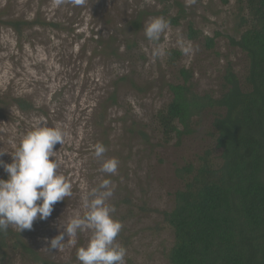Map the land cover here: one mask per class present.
<instances>
[{
    "label": "rangeland",
    "instance_id": "374dc122",
    "mask_svg": "<svg viewBox=\"0 0 264 264\" xmlns=\"http://www.w3.org/2000/svg\"><path fill=\"white\" fill-rule=\"evenodd\" d=\"M237 1L170 0L184 6L186 18L162 34L165 54L154 57L144 26L153 17H165L161 0H0V151L7 152L0 159L11 163L22 137L41 122L60 124L70 133L54 150L73 195L57 202L52 215L37 219L31 230L20 233L9 226L41 260L80 264L77 249L88 244L90 230L78 232L75 244L66 243V235L61 251L43 249L70 217L83 215V197L110 179L109 203L123 223L117 242L127 249L126 264H170L173 233L162 212L174 207V193L184 187L175 171L198 165L199 156L214 147L213 121L223 112L207 111L196 120L193 134L169 142L157 115L172 100L169 85L183 82L182 68L191 71L192 89L200 95L220 97L228 68L245 84L249 59L229 40L243 32ZM178 8L171 10L172 17ZM8 22L33 24L18 33ZM190 23L204 36L221 34L213 48L206 47L203 35L189 39ZM181 38L192 43L188 56L180 51ZM169 51L181 55L173 59ZM18 98L33 107L21 110L14 102ZM97 143L107 148L102 158L94 156ZM112 157L119 160L116 174L102 173L103 160ZM0 179H7L2 167ZM25 253L9 248L3 264H41Z\"/></svg>",
    "mask_w": 264,
    "mask_h": 264
},
{
    "label": "trees",
    "instance_id": "16d2710c",
    "mask_svg": "<svg viewBox=\"0 0 264 264\" xmlns=\"http://www.w3.org/2000/svg\"><path fill=\"white\" fill-rule=\"evenodd\" d=\"M162 14L170 25L178 27L186 18L178 2L161 0ZM238 39L229 38L249 59V70L242 85L231 68L225 72V91L220 97L197 94L190 83L192 73L180 70L183 82L170 84L172 100L157 115L167 142L180 140L194 132L197 119L210 110L223 112L213 121L215 144L199 156L198 165L186 164L176 169L184 183L174 193V207L162 212L173 233L168 252L170 264H264V0H238ZM179 7L178 15L171 10ZM141 19L133 21L140 27ZM15 31L33 23L8 22ZM54 25V24H52ZM188 37L195 41L203 35L188 25ZM214 38L204 36L206 47H214ZM170 58L181 55L169 51ZM114 99V97H112ZM23 111L33 106L24 99L14 101ZM219 152V155L217 153ZM21 234L8 228L0 233V264L6 250L12 248L41 260L26 247Z\"/></svg>",
    "mask_w": 264,
    "mask_h": 264
},
{
    "label": "clouds",
    "instance_id": "9594fccd",
    "mask_svg": "<svg viewBox=\"0 0 264 264\" xmlns=\"http://www.w3.org/2000/svg\"><path fill=\"white\" fill-rule=\"evenodd\" d=\"M80 3L81 0H73ZM170 27V21L163 16L151 18L144 26L147 40L154 45L153 56L165 54L159 43L162 34ZM182 55L193 52L190 41L178 40ZM66 127L45 122L37 124L21 139L12 162L0 159V167L7 173V179H0V233H6L9 226L21 232L31 230L37 219L47 220L57 202L71 197L72 182L60 172L55 146L64 145L69 136ZM107 148L102 143L94 145V156L102 158ZM7 152L0 151V157ZM119 160L115 157L104 159L100 171L114 175ZM114 190L110 179H104L83 197V215L77 213L69 218L60 234L52 238L50 247L43 250H63L66 243L75 244L78 232L91 231L86 246L77 249L80 264H126L127 249L117 242L123 223L115 218L116 207L109 203ZM61 228V226H60ZM69 238L65 243V236Z\"/></svg>",
    "mask_w": 264,
    "mask_h": 264
}]
</instances>
